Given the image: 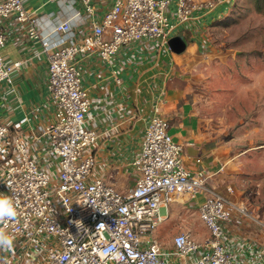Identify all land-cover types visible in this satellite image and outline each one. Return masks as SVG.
Masks as SVG:
<instances>
[{"label": "built area", "instance_id": "built-area-1", "mask_svg": "<svg viewBox=\"0 0 264 264\" xmlns=\"http://www.w3.org/2000/svg\"><path fill=\"white\" fill-rule=\"evenodd\" d=\"M76 1L93 16V0ZM232 4L111 0L87 33L77 34L65 21L53 28L51 37H40L34 11L22 0H0V49L5 21L27 26L28 38L39 41L48 59L46 92L52 110L32 142L16 132L23 121L12 126V133L0 123V194L18 201L16 218L0 223L14 241L13 249L0 251V264H264V245L227 230L236 215L249 217L245 207L209 187L212 174L206 169L191 172L185 167L183 146L172 139L168 119L156 106L130 163L133 185L121 192L105 180L94 156L101 134L91 124L77 64L81 56L109 62L123 48L143 41L170 52L169 39L182 29L197 30L201 18ZM20 65L5 63L0 56V91L5 87L12 92L11 73ZM162 75L166 83L172 69ZM200 194L204 199L196 212L206 236L198 240L181 231L167 246L160 243L155 231L169 208L183 197L195 201Z\"/></svg>", "mask_w": 264, "mask_h": 264}, {"label": "crops", "instance_id": "crops-1", "mask_svg": "<svg viewBox=\"0 0 264 264\" xmlns=\"http://www.w3.org/2000/svg\"><path fill=\"white\" fill-rule=\"evenodd\" d=\"M22 1L26 9L34 11L40 37H51L53 28L65 21L77 34H85L111 5V0H93L94 13L88 16L76 0ZM227 13V7L216 9L198 21L197 30L182 29L176 37L184 41L186 48L189 45L191 49L207 50L209 39L206 32L213 24L223 20ZM3 33L2 60L21 65L11 73L12 92L9 93L5 87L0 91V123L12 133L15 132L12 126L23 121L16 132L32 142L38 135V128L51 118L52 110L46 92L48 59L39 41L28 38L27 26L9 19L3 25ZM182 57L159 49L155 42L143 41L123 48L109 62L96 56L77 58L82 86L90 101L91 124L101 134L94 151L96 170L102 172L105 180L121 192L133 185L134 174L130 163L137 155L138 140L154 106L161 116L168 119V132L172 139L183 146V163L189 171L203 168L214 177L225 167L222 146L201 130L190 84L185 83L187 79L175 69L174 64L181 65ZM169 67L174 71L171 80L164 83L162 74ZM114 72L120 78V86L115 83ZM136 88H140L139 93ZM197 159L199 163H196ZM212 177L207 184L216 188L211 185ZM179 201L183 206L197 207L186 197ZM175 204L179 206L178 202ZM227 230L232 235L245 236L264 245L259 233L253 230L246 233L235 220L227 225Z\"/></svg>", "mask_w": 264, "mask_h": 264}, {"label": "rangeland", "instance_id": "rangeland-1", "mask_svg": "<svg viewBox=\"0 0 264 264\" xmlns=\"http://www.w3.org/2000/svg\"><path fill=\"white\" fill-rule=\"evenodd\" d=\"M223 18L206 32L207 50L188 45L174 54L183 56L181 65H174L190 84L201 130L223 148L225 167L211 185L245 207L249 217L236 215L235 222L264 242V0H233ZM203 199L200 194L194 202ZM176 205L158 225V241L167 246L181 231L203 239L197 207Z\"/></svg>", "mask_w": 264, "mask_h": 264}, {"label": "clouds", "instance_id": "clouds-1", "mask_svg": "<svg viewBox=\"0 0 264 264\" xmlns=\"http://www.w3.org/2000/svg\"><path fill=\"white\" fill-rule=\"evenodd\" d=\"M17 208L18 201L12 196L0 194V223L16 218ZM13 247V238L3 228H0V251H8Z\"/></svg>", "mask_w": 264, "mask_h": 264}, {"label": "water", "instance_id": "water-1", "mask_svg": "<svg viewBox=\"0 0 264 264\" xmlns=\"http://www.w3.org/2000/svg\"><path fill=\"white\" fill-rule=\"evenodd\" d=\"M167 45L169 50L176 55L182 54L186 49V45L180 37H173L169 39Z\"/></svg>", "mask_w": 264, "mask_h": 264}, {"label": "trees", "instance_id": "trees-1", "mask_svg": "<svg viewBox=\"0 0 264 264\" xmlns=\"http://www.w3.org/2000/svg\"><path fill=\"white\" fill-rule=\"evenodd\" d=\"M256 8L260 9V8H261V6L259 7V4H257V3H256Z\"/></svg>", "mask_w": 264, "mask_h": 264}]
</instances>
